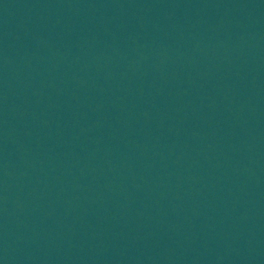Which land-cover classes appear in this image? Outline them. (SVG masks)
Instances as JSON below:
<instances>
[{
    "label": "water",
    "instance_id": "water-1",
    "mask_svg": "<svg viewBox=\"0 0 264 264\" xmlns=\"http://www.w3.org/2000/svg\"><path fill=\"white\" fill-rule=\"evenodd\" d=\"M0 264H264V0H0Z\"/></svg>",
    "mask_w": 264,
    "mask_h": 264
}]
</instances>
